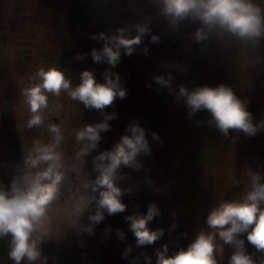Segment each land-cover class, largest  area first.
<instances>
[{
	"label": "rangeland",
	"instance_id": "374dc122",
	"mask_svg": "<svg viewBox=\"0 0 264 264\" xmlns=\"http://www.w3.org/2000/svg\"><path fill=\"white\" fill-rule=\"evenodd\" d=\"M256 2L264 8V0ZM142 21L149 22L151 33L160 40L152 43L146 35L131 56L122 50L112 71L119 74L127 95L105 109L117 113V118L109 121L110 131L101 133L102 140L87 158L83 175H97L92 156L110 150L133 120L145 129L151 156L140 157L143 166L139 171L122 168L127 177L120 186L131 189L122 197L126 211L106 215L93 234L65 226L62 206L56 210L55 235L41 244L43 254L55 257V264H133L134 260L146 264L145 254L156 264V250L163 245L167 244L172 255L186 249L200 231H210L206 224L210 210L222 201L243 196L246 169L264 176V130L251 137L229 130L225 136L209 124L207 110L189 118L175 95L181 84L191 89L225 83L247 101L254 123L264 120V39L246 53L238 44L218 45L216 40L205 50L192 39L197 24L184 21L178 30L173 29L160 14L156 0H0V184L10 185L32 140L43 131L26 128L30 113L20 93L30 83L28 77L39 67L57 66L73 85L80 82L84 70L94 71L97 81L103 82L109 65L94 63L91 52L101 49L104 42L92 35L111 34ZM78 54H85L84 59H77ZM168 73L173 78L171 89L154 80L156 75ZM49 103L50 112L52 104L63 105L50 118L63 121L70 131L103 119L99 111L86 109L63 93L59 98L49 94ZM153 132L160 140L153 138ZM74 146L73 137L64 148L72 154ZM150 203L157 205L160 215L148 227L163 229L164 235L152 245L137 247L125 217L137 211L146 213ZM117 229L124 232L123 241ZM240 238L254 259L264 256L248 243L246 234ZM9 240H0V264H13L8 256ZM216 244L218 264H229L234 248L219 238ZM129 246L128 258H122Z\"/></svg>",
	"mask_w": 264,
	"mask_h": 264
},
{
	"label": "clouds",
	"instance_id": "9594fccd",
	"mask_svg": "<svg viewBox=\"0 0 264 264\" xmlns=\"http://www.w3.org/2000/svg\"><path fill=\"white\" fill-rule=\"evenodd\" d=\"M160 14L169 25L178 30L184 21L197 24L193 41L205 50L212 40L217 44H238L241 52L255 48L264 39V8L256 0H156ZM135 35H132V32ZM150 36V42L158 43L160 37L152 34L148 21L132 27H121L111 34H93L92 39L103 40L101 49H92L94 63H107L103 82L97 81L94 71L80 73V82L72 84L65 72L57 66L39 67L28 79L30 83L21 89L23 103L30 116L28 129H41L23 157L19 173L9 186L0 184V240L9 238L8 256L13 264H55V257L42 252V242L55 233L52 230L54 214L62 206L65 226L78 228L93 234L105 216L126 211L122 197L131 189L121 187L127 174L122 168L139 171L143 166L141 156H151L145 129L135 120L110 150L99 151L92 156L94 178L83 175L87 158L98 149L101 133L111 130L110 120L117 118L115 112H105L117 98L124 99L126 89L121 86L120 76L112 71L124 55L131 56L136 47ZM145 54L148 48H144ZM78 54L77 59H84ZM154 80L161 87L171 89L172 74L156 75ZM66 94L86 109L97 110L103 119L84 124L71 131L63 121L52 122L51 114L63 110L61 103H49V94L55 98ZM177 102H182L189 118L201 110L211 114L209 124L227 136L229 130L255 136L264 130V120L254 123L253 114L247 109V101L241 100L230 85L196 86L188 88L181 84L176 92ZM155 140H160L156 132ZM74 137L72 154L64 146ZM162 142V141H161ZM247 187L238 200H225L213 207L206 218L210 231H200L186 249L169 255L167 244L156 250V264H218L216 258L217 238L229 244L234 251L229 264H264V256L254 259L246 251L247 241L257 252L264 253V176L251 169L245 170ZM160 215L155 203H150L144 214L134 212L125 217L136 239V246L152 245L164 235L163 229L148 227L154 217ZM86 218V223L83 220ZM110 226L105 228L109 232ZM121 241L125 234L117 229ZM131 246L122 258H128ZM146 264L151 257L145 254ZM135 264V260L133 261Z\"/></svg>",
	"mask_w": 264,
	"mask_h": 264
}]
</instances>
